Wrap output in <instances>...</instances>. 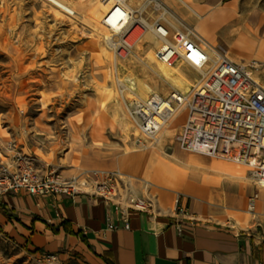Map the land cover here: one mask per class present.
Segmentation results:
<instances>
[{
	"label": "crops",
	"instance_id": "0c3cea01",
	"mask_svg": "<svg viewBox=\"0 0 264 264\" xmlns=\"http://www.w3.org/2000/svg\"><path fill=\"white\" fill-rule=\"evenodd\" d=\"M163 1L212 46H226L222 41L239 38L234 55L226 46L234 62L259 61L252 58L245 62L252 53L241 38L262 36V45L254 55L264 60V14L259 18L243 15L239 0ZM251 18L256 26L249 22ZM197 80L177 89L186 91ZM36 153L39 170L48 173L57 169L64 177L117 166L115 159L105 160L104 151L93 161L77 156L71 167L55 150L43 148ZM192 153L195 156L187 162L175 158L177 169L165 163L152 168L155 161L151 153L126 158L124 162L148 161L147 168L135 164L130 168L149 174L154 181L136 179L141 186L132 183L138 194L150 197L154 204L148 214H132L130 229L123 227L106 201L85 195L37 197L22 190L0 199V231L33 253H58L61 258L85 264H264V188L257 185L254 169ZM255 192L259 198L249 210V197ZM178 194L184 195L189 206V215L184 218L176 217ZM109 222L119 228L109 229ZM66 226L85 240L67 232Z\"/></svg>",
	"mask_w": 264,
	"mask_h": 264
},
{
	"label": "rangeland",
	"instance_id": "374dc122",
	"mask_svg": "<svg viewBox=\"0 0 264 264\" xmlns=\"http://www.w3.org/2000/svg\"><path fill=\"white\" fill-rule=\"evenodd\" d=\"M66 1L75 8L81 0ZM238 2L243 15L259 18L264 14V0ZM57 10L47 0H0V168L22 154L31 156L39 169L36 152L43 148L64 156L63 162L69 167L77 156L93 161L104 151L105 160L115 159L117 166L98 170L119 169L132 176L134 185L141 186L137 180L154 181L149 174L130 167L135 164L147 168L149 162L143 158L124 162L126 158L151 153L154 169L164 163L177 169L179 161L174 156L178 153L190 161L195 154L175 141L187 118L186 110H180L168 122L156 144L143 146L137 143L141 135L116 94L117 69L121 76L134 79L136 93L143 99L153 93L166 96L179 88L163 75L161 62L147 57L148 51L155 49V42H140L131 56L120 60L106 44L104 31L96 34L80 15L70 18L61 11L56 15ZM252 18L249 22L256 26ZM261 37H244L241 42L244 40L252 53L245 62L259 60L255 76L264 86V60L254 55L262 45ZM239 40L232 36L222 42L234 55ZM173 67L187 76L186 87L200 78L186 63ZM55 173L62 174L57 169ZM33 254L0 231V264H33ZM60 264L85 263L65 257Z\"/></svg>",
	"mask_w": 264,
	"mask_h": 264
},
{
	"label": "built area",
	"instance_id": "2783aa9c",
	"mask_svg": "<svg viewBox=\"0 0 264 264\" xmlns=\"http://www.w3.org/2000/svg\"><path fill=\"white\" fill-rule=\"evenodd\" d=\"M101 24L112 35L106 44L116 58L125 60L150 33L158 41L156 59L170 67L186 63L200 78L186 91L173 88L164 96L151 94L143 99L136 93L134 79L114 72L118 100L141 137L138 144L154 145L163 128L182 109L188 112L175 141L185 150L245 164L254 169L257 185L264 188V86L256 78V61L234 62L228 48L208 44L196 29L163 0H98ZM76 17L74 10L64 12ZM143 138V139H142ZM132 176L121 170H85L64 177L40 172L29 155L0 168V199L22 190L37 197L85 195L108 202L113 214L130 229L132 214H148L153 200L138 194ZM259 195L249 197L253 210ZM176 217L189 215L184 195L175 200ZM111 230L119 226L108 223ZM61 256L52 252L33 254V264H60Z\"/></svg>",
	"mask_w": 264,
	"mask_h": 264
},
{
	"label": "bare ground",
	"instance_id": "6f19581e",
	"mask_svg": "<svg viewBox=\"0 0 264 264\" xmlns=\"http://www.w3.org/2000/svg\"><path fill=\"white\" fill-rule=\"evenodd\" d=\"M47 1H49L59 9L55 12L56 15L59 14L58 11L64 13L65 11L74 10L76 17L80 15L83 18V20L90 27H92L95 32H97L96 34H100L102 31H104V34L106 35L105 40H110L112 38V35L109 34V32L101 24V12L98 9V4H97L98 0H81L79 3H77V5H75V8H73L66 0H47ZM80 12L82 13V15ZM146 41L155 42L156 46L158 45V41L154 38V36H152L149 33L144 35L143 39L141 40V43L143 42L145 43ZM147 57L152 62L158 61L155 57V52L153 49H150L148 51ZM161 70L163 75L166 77V79H172L177 87L183 88L185 86L184 85L185 81H187L188 79L187 76L179 68L176 67L167 68L166 66L163 65V63H161ZM150 91L153 92L152 89H150ZM174 157L177 160L185 161L184 159L186 156L178 153Z\"/></svg>",
	"mask_w": 264,
	"mask_h": 264
},
{
	"label": "trees",
	"instance_id": "16d2710c",
	"mask_svg": "<svg viewBox=\"0 0 264 264\" xmlns=\"http://www.w3.org/2000/svg\"><path fill=\"white\" fill-rule=\"evenodd\" d=\"M66 231L71 233V234H75V235H78L80 236L83 240H85V237L81 234V233H75L73 230H71L69 227L66 226Z\"/></svg>",
	"mask_w": 264,
	"mask_h": 264
}]
</instances>
